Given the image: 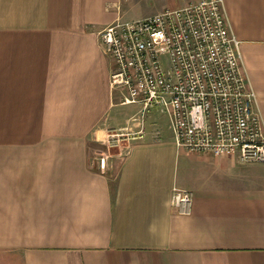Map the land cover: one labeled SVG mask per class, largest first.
Segmentation results:
<instances>
[{
    "label": "crops",
    "instance_id": "0c3cea01",
    "mask_svg": "<svg viewBox=\"0 0 264 264\" xmlns=\"http://www.w3.org/2000/svg\"><path fill=\"white\" fill-rule=\"evenodd\" d=\"M199 1L0 0V264H264V164L177 148L163 113L111 152L140 107L100 31ZM223 4L264 125V0Z\"/></svg>",
    "mask_w": 264,
    "mask_h": 264
},
{
    "label": "built area",
    "instance_id": "2783aa9c",
    "mask_svg": "<svg viewBox=\"0 0 264 264\" xmlns=\"http://www.w3.org/2000/svg\"><path fill=\"white\" fill-rule=\"evenodd\" d=\"M99 40L113 63L110 87L121 104L166 115L177 148L264 164V125L223 0L115 21ZM132 134L141 138L142 130ZM172 199L180 214L188 213L189 191L174 188Z\"/></svg>",
    "mask_w": 264,
    "mask_h": 264
},
{
    "label": "rangeland",
    "instance_id": "374dc122",
    "mask_svg": "<svg viewBox=\"0 0 264 264\" xmlns=\"http://www.w3.org/2000/svg\"><path fill=\"white\" fill-rule=\"evenodd\" d=\"M138 112L136 114H134L133 117H135L136 120L141 125L135 126V123H133L132 120H130L129 126H130V132L131 133H129V131L127 130V128H126L127 125L124 128V130L117 131L116 133H117L118 137L120 136V138H118V139H120V142L118 144L116 143L115 146L111 147L112 153H116V152L122 153V154L125 153L126 148L128 147L129 143L131 142V140L128 141L127 138L136 137V134H132V132L135 133L137 131L142 130V136L140 139H143L145 137V134L147 135V134H151L153 132H154V134L155 133L157 134V133H159V131L162 132V130H164L163 124L165 123L164 121H166V123H167V120L162 115L161 112L157 111L156 109L149 110L145 114L143 113L144 115H142L141 113H138ZM150 113H152V114H150ZM161 119H163V120H161ZM133 126H135V128L131 129ZM135 129H137V130L135 131ZM167 133H168V131H167ZM125 134H131V135H128V137H126V136L123 137V135H125ZM182 176H183V173L180 170V177L182 178Z\"/></svg>",
    "mask_w": 264,
    "mask_h": 264
}]
</instances>
